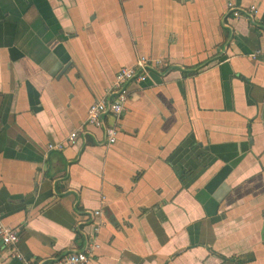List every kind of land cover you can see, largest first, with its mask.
<instances>
[{
    "label": "crops",
    "instance_id": "crops-1",
    "mask_svg": "<svg viewBox=\"0 0 264 264\" xmlns=\"http://www.w3.org/2000/svg\"><path fill=\"white\" fill-rule=\"evenodd\" d=\"M139 56L169 65L109 143L88 109ZM0 220V264H264V0H0Z\"/></svg>",
    "mask_w": 264,
    "mask_h": 264
},
{
    "label": "built area",
    "instance_id": "built-area-1",
    "mask_svg": "<svg viewBox=\"0 0 264 264\" xmlns=\"http://www.w3.org/2000/svg\"><path fill=\"white\" fill-rule=\"evenodd\" d=\"M228 11L236 18H241L246 13H254L257 11L256 6H251L250 9H244L236 6L233 2L228 3ZM263 51L261 49L251 53L250 56L256 58ZM169 65L166 59H155L148 56H139L135 64L132 66H123L116 73L115 79L109 89V93L113 96L112 100H100L90 105L88 109L85 125L88 127H95L103 129L109 143H114L117 139L119 131V123L125 111V105L128 100V85L131 82L140 83L150 77L151 73L155 71H162ZM112 117L113 122L107 123V117ZM80 138V131H73L66 141V143L59 142L56 144H49V149L63 150L66 145H74ZM101 210L93 211V224L95 230H98L101 225ZM20 237L17 229H14L0 220V241L7 246L14 247L18 243ZM99 247L97 243L89 246L88 249L70 251L64 255L54 258L50 264H86L90 257L95 253ZM16 256L21 260V264H40L24 258L19 253Z\"/></svg>",
    "mask_w": 264,
    "mask_h": 264
}]
</instances>
